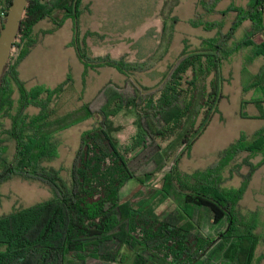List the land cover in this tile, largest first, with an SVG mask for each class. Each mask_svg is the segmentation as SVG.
<instances>
[{
    "label": "trees",
    "instance_id": "16d2710c",
    "mask_svg": "<svg viewBox=\"0 0 264 264\" xmlns=\"http://www.w3.org/2000/svg\"><path fill=\"white\" fill-rule=\"evenodd\" d=\"M218 1L199 0V4L207 14L235 13L228 28L222 29L221 20L197 23L202 16L195 13L191 24L215 28V34L201 38L193 49L185 43L151 89L132 78L133 73L146 70L143 62L89 53L79 30L81 0H27L0 81V184L20 177L46 185L52 195L0 214V264H88L91 260L254 264L264 232L259 231L255 216L248 218L238 206L252 174L264 165V131H256L250 138L240 135L204 168L184 171L179 167L225 97L223 62L244 48H249V61L263 58L249 87L261 93L253 102L260 108L257 117L264 118L263 0H248L246 6L230 4L224 11L214 10ZM10 2L0 0V15L7 12ZM68 18L72 20L70 44L84 71L113 67L124 75V82L121 86L107 82L89 101L57 115V100L71 84L70 75L54 87L39 84L27 88L17 67L38 42L33 28L39 21L48 19L53 26L44 32L51 33ZM246 20L249 29L237 39L236 31ZM174 22L166 32L160 56L170 45ZM128 89L132 98L126 96ZM130 105L140 112V132L122 150L112 136L110 120ZM30 106L37 111L29 113ZM88 118L93 122L82 131L67 174L63 175L62 167L44 165L56 156L55 134ZM4 119L9 120L8 125ZM5 141L12 144V150ZM162 141L170 146L163 149ZM149 149L159 165L135 174L133 159ZM242 153L246 156L237 162ZM257 155L260 159L254 163L251 159ZM242 165L248 167L247 172L240 171ZM159 172V186L143 194L142 185ZM234 174L241 178L240 185L225 187ZM131 179L139 187L130 193L131 199H123L120 189ZM166 200L173 203L172 208L157 213Z\"/></svg>",
    "mask_w": 264,
    "mask_h": 264
},
{
    "label": "rangeland",
    "instance_id": "374dc122",
    "mask_svg": "<svg viewBox=\"0 0 264 264\" xmlns=\"http://www.w3.org/2000/svg\"><path fill=\"white\" fill-rule=\"evenodd\" d=\"M248 0H219L216 9L224 11L230 4L246 6ZM82 13L79 15V30L85 40L87 50L92 56L108 54L113 58L123 56L130 62H143L142 72H135L132 78L137 79L142 85L151 89L162 79L168 66L175 62L185 43L190 49L200 45L201 38L211 37L215 34V28L206 30L202 24L192 25L194 14L202 17L197 23L206 19L209 21H223V30L230 25L234 14L219 13L207 14L199 4V0H81ZM173 23L172 39L167 51L163 54V43L166 32ZM249 21H244L236 31V38L240 39L244 31L249 29ZM53 25L48 19L39 21L33 28V37L38 42L32 47L30 53L20 62L17 69L19 77L25 81L27 88L36 85L54 87L70 75L71 84L65 88L56 105V114L61 115L69 110L76 109L84 101L92 99L99 88L107 82L121 86L124 75L113 67H100L87 69L77 57L72 40V20L66 19L64 23L51 33L44 31ZM91 34L87 35V32ZM259 38L256 37V40ZM249 48H244L232 54L221 66L224 77L222 91L225 97L218 105L216 112L210 120L204 132L194 142L190 153L183 155L179 162L180 169L192 171L204 168L213 163L222 149L235 141L240 135L249 138L259 130L264 131V118L260 115L259 106L253 102L261 93L249 87L253 75L262 64L263 58L256 57L249 61ZM126 96L132 98L130 89L126 90ZM13 100L17 99V91L14 89ZM130 100V99H129ZM264 107V104H261ZM116 116L111 117V133L120 149L129 146L132 138L140 132L139 114L136 108L127 106ZM29 113L37 111L34 107H28ZM3 122L8 125L9 120ZM92 118L84 119L70 127L58 131L54 136L57 146L56 156L44 162V165L55 168L62 167L63 175L72 162L75 151L80 142L82 131L89 128ZM144 127L146 123L141 119ZM12 150V144L5 141ZM162 141V148L169 145ZM170 146V145H169ZM153 149H149L142 156L133 159L135 174L152 171L158 162L155 161ZM246 154L242 153L239 162ZM260 155L251 160L257 163ZM169 167L166 166L165 170ZM248 167L242 165L240 171L247 172ZM228 170L224 175H228ZM162 172L156 173L154 178L142 185L143 194L160 184ZM241 178L231 175L224 186L227 188L238 187ZM139 187L133 179L127 181L120 189L123 199H131L130 193ZM52 195L51 190L37 181L24 180L13 177L0 184V214L7 213L14 208L25 207L36 202L48 199ZM173 203L169 200L161 203L157 213L168 211ZM241 212L248 218L255 216L258 229L264 232V165L257 167L248 182L247 188L239 200ZM264 241L257 247L254 264H264ZM88 264H113V262H101L91 260Z\"/></svg>",
    "mask_w": 264,
    "mask_h": 264
},
{
    "label": "water",
    "instance_id": "95a60500",
    "mask_svg": "<svg viewBox=\"0 0 264 264\" xmlns=\"http://www.w3.org/2000/svg\"><path fill=\"white\" fill-rule=\"evenodd\" d=\"M26 3L27 0H11L7 12L4 15H0V81L7 65L9 52L19 28ZM262 23L264 27V0Z\"/></svg>",
    "mask_w": 264,
    "mask_h": 264
}]
</instances>
